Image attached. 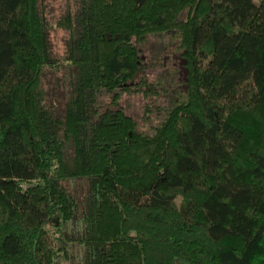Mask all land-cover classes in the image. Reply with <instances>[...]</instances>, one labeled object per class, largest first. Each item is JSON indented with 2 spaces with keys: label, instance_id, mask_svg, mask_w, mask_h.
<instances>
[{
  "label": "trees",
  "instance_id": "trees-1",
  "mask_svg": "<svg viewBox=\"0 0 264 264\" xmlns=\"http://www.w3.org/2000/svg\"><path fill=\"white\" fill-rule=\"evenodd\" d=\"M56 24L60 56L42 0H0V264H264V0H80ZM165 30L187 91L145 131L117 98Z\"/></svg>",
  "mask_w": 264,
  "mask_h": 264
},
{
  "label": "rangeland",
  "instance_id": "rangeland-1",
  "mask_svg": "<svg viewBox=\"0 0 264 264\" xmlns=\"http://www.w3.org/2000/svg\"><path fill=\"white\" fill-rule=\"evenodd\" d=\"M79 4L80 0H42L43 12L48 21L49 42L58 56L63 53L67 32L58 27L56 22L68 12L75 14ZM174 32L165 30L149 35L140 47L141 77L136 78H142L149 86L140 85L136 80L129 91L118 94V105L127 115L136 119L139 129L145 131H149L161 119V113H157L158 107L161 108L160 112L166 111L169 102L186 95V67L182 48ZM67 79L68 72L64 65L57 71L46 69L42 77L47 100L56 105L59 114L64 108ZM112 101L111 93L101 91L98 97L101 108H114Z\"/></svg>",
  "mask_w": 264,
  "mask_h": 264
}]
</instances>
